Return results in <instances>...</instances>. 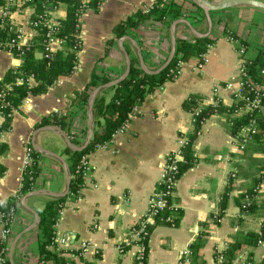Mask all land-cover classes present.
<instances>
[{
  "label": "crops",
  "instance_id": "0c3cea01",
  "mask_svg": "<svg viewBox=\"0 0 264 264\" xmlns=\"http://www.w3.org/2000/svg\"><path fill=\"white\" fill-rule=\"evenodd\" d=\"M153 1L101 0L96 11H84L75 69L44 93L24 98L12 112L9 129L0 135V142L5 145L0 153V202L14 196L20 188L26 143L40 155L32 189L20 197L10 226L7 259L11 264H36L37 212L51 197L49 193L61 192L65 182L66 154L62 153L65 145L56 129L66 137H79L87 128V112L83 115L81 109L70 106V100L73 91L85 86L94 64L97 62V68L113 80L124 71L126 57L135 59L140 68L154 70L169 52L170 26L174 21V39H189L194 36L193 31H206L204 17L192 18L198 14L186 2L181 16L168 28L160 21L142 19L129 34L113 38L104 54L106 40L113 37L112 27ZM64 14L65 4L60 3L53 16L60 19ZM13 17L22 26L26 41L32 34L26 25V15ZM211 21L208 36L214 41L205 52L202 67L194 69L195 58L184 62L175 79L165 80L144 96L123 129L88 153L90 173L83 179L78 197L66 201L57 225L58 233L71 235L68 246L61 249L65 257L72 259L71 264H133L135 247L124 246L122 239L147 210L162 158L176 147L180 130L190 129V114L181 107V102L195 93L202 96L205 104L209 103L214 83H223L234 73L238 46H244V55L250 60L260 50L264 52V12L230 8L211 14ZM229 36L235 41L228 40ZM35 56L39 57V53ZM19 63L14 55L0 50V76ZM216 95L222 105L232 104L226 90L219 89ZM69 112L72 116L64 130L53 125L33 128L34 123L50 113ZM234 144L223 114L210 115L203 122L192 144L196 162L180 175L173 190L181 210L179 221L175 226H153L148 234L144 264H176L180 250L200 235L203 241L198 249L199 260L203 264H216L215 255L222 253L238 235L259 231L264 208L240 212L235 200L251 187L253 177L258 174L254 166L261 162L263 154L253 148L252 142L246 143L245 150L240 152L232 150ZM261 188L263 191L264 185ZM224 191L225 204L216 222L214 216ZM254 197L258 201L262 194ZM81 242L89 243L91 248L81 252ZM250 258L255 263L264 258V238L254 245H241L234 263Z\"/></svg>",
  "mask_w": 264,
  "mask_h": 264
},
{
  "label": "trees",
  "instance_id": "16d2710c",
  "mask_svg": "<svg viewBox=\"0 0 264 264\" xmlns=\"http://www.w3.org/2000/svg\"><path fill=\"white\" fill-rule=\"evenodd\" d=\"M51 6L56 7L58 4H65V14L58 19V25L55 27L54 34L61 38L62 43L58 49L50 52L45 51V34L52 26L39 25L35 29V33L30 40L20 46L19 49H11L10 53L20 60L16 66L10 67L0 76V133L7 131L10 127L11 113L16 110L21 101L28 96H35L44 93L49 86L55 81L67 77L73 70L77 61V53L81 48V39L77 36L78 29L75 27V10L80 5L78 0H46ZM188 0H155L152 8L143 13L141 10L127 15L123 20L116 23L111 31L113 37L107 39L104 46V54L108 51L109 45L113 38H119L132 32L136 24L146 18L160 21L163 26L168 28L171 22L179 18L182 10L186 6ZM100 0H87L86 8L96 11ZM190 3V2H189ZM194 6V5H193ZM33 9L35 12L41 10L40 2L34 0ZM198 17L195 20L203 18L200 9L194 6ZM216 13V12H214ZM213 14V13H211ZM8 34V35H7ZM12 34L5 27L0 28V36H11ZM3 39V38H1ZM174 54L170 62L162 70L155 73H146L136 65L135 59L129 60V68L127 74L118 82L101 89L93 98L92 112V134L87 145L80 151H73L67 146H64L62 153L66 154V166L69 173L68 189L66 194L61 198L50 197L46 200L42 208L37 212L36 222V264H71L72 259L65 257V251L55 249L53 242L52 224L56 216V211L59 205L65 201L73 200L78 197V190L82 185L81 174L76 170L79 158L90 153L96 146L102 145L111 139V136L127 121L128 114L132 108L138 106L145 95L152 93L156 88L160 87L165 80L168 79V69L174 66L177 60L186 62L191 58L198 59L199 56L206 51L209 44L213 43L214 38L195 37L189 39L175 38L174 39ZM39 53V57L35 53ZM48 53L47 57L44 54ZM97 63V62H96ZM94 64L85 86L80 90L73 91V97L70 100V106L82 110V114L87 112V101L90 91L100 85H103L113 79ZM248 81L259 84L264 87V52L259 51L258 55L249 60L245 65ZM31 77L34 80L33 84H26L25 78ZM21 79L17 83L16 80ZM116 79V78H115ZM8 84V86H6ZM202 96L190 93L181 102V107L192 113L195 123L187 134L186 144L180 148L181 160L176 162V172L174 177L178 179L180 175L195 162L196 158L193 155L192 144L195 140L198 131L200 130V122L207 119L210 115L223 114L228 124L230 135H234L240 127L247 124L250 118L254 119L255 132L251 134L248 142H252L253 148L263 154V158L259 164L254 166L258 171L257 176L253 177L251 187L236 197V204L240 212H254L258 208H264V195L260 200H255L253 194L254 185H264V111L242 113L238 116H232L231 113L239 103L232 102L231 105L225 106L220 102L215 105L207 104L199 106V101ZM261 102L264 108V92L261 97ZM196 113H193L194 109ZM71 113L59 115L58 113H50L47 116L41 117L38 122L34 123L33 128H38L47 125L57 126L64 130L70 122ZM86 128L82 130V134L77 137L68 135V140L74 145H80L83 142ZM247 142V144H248ZM246 144V145H247ZM245 145V147H246ZM245 147L243 150H245ZM5 150V145L0 142V153ZM39 153L31 147L30 156L31 164L23 171L21 175L20 188L18 192L9 197L3 202H0V215L4 216L11 209L17 208L20 197L30 191L31 185L38 172L37 160ZM165 185L156 186L159 191H164ZM174 190V189H173ZM264 193V190H263ZM246 197V198H245ZM165 207L156 212L153 217V224L147 227L148 233L155 225L163 224L168 226L177 225L181 210L179 207H171L172 203H176V197L172 195H164ZM226 200V192L221 195L218 204V212L214 217H220ZM170 217V221L165 220ZM204 233H202L203 235ZM264 238V219L261 220L258 232H245L238 235L233 241L228 243L225 250L222 252L223 264H264V258L255 263L251 258L244 262H235L234 255L241 245H254L258 240ZM203 239L198 236L194 243L190 245L191 262L190 264H203L199 260L198 249L202 245ZM147 253V239L144 240ZM145 263V262H144ZM0 264H11L6 255Z\"/></svg>",
  "mask_w": 264,
  "mask_h": 264
},
{
  "label": "built area",
  "instance_id": "2783aa9c",
  "mask_svg": "<svg viewBox=\"0 0 264 264\" xmlns=\"http://www.w3.org/2000/svg\"><path fill=\"white\" fill-rule=\"evenodd\" d=\"M37 1L40 2V7H41V10L39 12H35L33 9L34 0H0V28L5 27L6 30L12 34L11 36H5V37L0 36V50L10 53V50L13 48L19 49L20 46L25 45L30 40V38L35 33V29L39 25H46V24L51 25L52 27L48 29V31L45 34V48H44L45 51L46 52L53 51L52 50L53 45L57 46L58 48L61 46L62 43L61 38L57 37L54 34L55 27L58 25V18L53 16V13L55 12L59 4L56 7H53L51 6L49 1L46 0H37ZM78 1L80 2V5L76 8L74 16L76 20L75 27L78 29L77 36L80 37V18L82 13L87 10V8L85 7L87 0H78ZM165 1L166 0H162V2ZM153 4L154 1L149 4L143 5L140 10L143 13H147L152 8ZM16 14L26 15V19H27L26 25L30 30V32L32 33L31 35H29V37H27L26 41H25L26 35L22 29V26L14 20L13 15ZM227 39L230 41H235L230 36L227 37ZM209 46L210 44L207 46L206 50L208 49ZM205 52H203L199 56V58L195 60L194 69H200L202 67L204 63ZM236 53L238 57H237V64L234 73L228 79L223 81V83H214L211 89V96L209 98V103L207 104L215 105L217 102H220L216 94L218 93L219 89H224L229 93L232 102L239 103V105L234 107L231 113L232 116H238L242 113H249L254 111L261 113L264 111L261 102V97L264 92V87L259 84L248 81L245 65L249 63L250 59H248L244 55V46L242 45L238 46L236 48ZM47 56L48 53H45L44 57ZM183 63L184 62L177 60L174 66L168 69L167 80H173L179 75ZM75 67L76 65L74 66V69ZM31 79H32L31 77L25 78V83L30 84L29 80ZM16 82L17 83L21 82V79H17ZM6 86H8V84H6ZM0 98H2V91H0ZM204 102L205 101L201 99L198 102L199 103L198 107L207 105ZM135 107L132 108L131 112L128 114V117H130V114L135 109ZM196 111L197 109L195 108L193 110V113L195 114ZM189 114H190V119H189L190 129L188 131L180 130V132L176 137V147L171 152L167 153L162 158L160 163V174L155 185L156 186L160 184L165 185L164 191L162 192L157 190L155 186L152 195L148 199V207L146 212L137 220V222L132 227H130L126 236L122 239V244L124 246L135 247V252L133 255V264H144L145 262L146 244H144V240L146 239L148 240V234H149L147 227L153 224V217L156 214V212L163 209V207H165L166 205L164 198H162V193H164V195L173 194V189L177 181V179L174 177V174L176 172V162L181 160L180 148L186 144L187 134L190 133L193 124L195 123L192 113ZM205 120H202L200 122V125H202ZM126 122L118 130L123 129L126 126ZM254 132H255V122L254 119L250 118L247 124L240 127V129L234 135H232L234 137V142H235V144L232 146V150L235 152L243 151L246 143L250 139L251 134H253ZM24 151H25V155L23 160L22 173L32 162V158L30 156L31 146L28 143H26V145L24 146ZM87 155L88 154L82 155L79 158L78 164L76 166V170H78L79 173L81 174L82 182L83 179L90 173V165L87 160ZM229 176L233 177L234 173H229ZM261 187H262L261 183L254 185L253 187L254 196H259L262 194L263 197L264 193ZM65 203L66 201L59 205V208L56 211V216L52 224V228H53L52 239L56 250L63 249L64 247L68 246V242L71 236L69 232H64V233L57 232L58 220ZM170 206L178 207L176 203H172ZM15 211L16 208L11 209L4 216L0 215V262L3 260V258L6 255L7 243L11 235L10 226L14 219ZM214 219L217 222L219 218L215 217ZM165 220L170 221V217L169 216L166 217ZM257 242H260V240H258ZM79 248L81 252H85L91 248V245L86 242H81L79 244ZM190 255H191L190 246L184 247L178 253V260L176 264H190L191 262ZM214 259L216 264H222L223 262L222 253L216 254ZM245 260L246 259L241 260L239 262H244Z\"/></svg>",
  "mask_w": 264,
  "mask_h": 264
},
{
  "label": "water",
  "instance_id": "95a60500",
  "mask_svg": "<svg viewBox=\"0 0 264 264\" xmlns=\"http://www.w3.org/2000/svg\"><path fill=\"white\" fill-rule=\"evenodd\" d=\"M189 2L201 10L202 15H203L205 22H206V25H207V29L203 33H198V32L193 31V34L195 37H206L209 35L210 29H211V22H212L211 21V13L219 12V11H222L225 9H230V8H251V9H257V10L264 12V0H189ZM175 23H176V21H174L172 23V25L170 26L171 44H170L169 52H168L167 56L165 57L164 61L154 70H148V69L144 68L143 66H141V69L144 72H146V73L158 72V71L162 70L163 68H165L166 65L170 62V60L174 54V42L175 41H174V37L172 35V32H173V28H174ZM125 57H126V55H125ZM128 68H129V60L126 57L125 58V69L116 79H114L113 81L107 82L103 85L95 87L89 93L88 101H87V128H86V133H85V137L83 139V142L80 145H74V144L70 143V141L65 136V134L62 133V131H60L59 129H56V131L59 132V135L62 138L65 146H67L68 148H70L73 151H80L87 145V143L90 140L91 134H92L91 106H92V100H93L94 96L96 95V93H98V91L101 88L112 85V84L118 82L119 80H121L127 74ZM47 128L53 129V127H47ZM35 149L42 151V149H39V148H35ZM43 153H46L48 155H52L53 157H56L57 159L59 158L58 156H56L50 152L43 151ZM63 169H64V175H65L64 188L61 192L49 193L51 195V197L61 198L67 192L68 182H69V173H68V169H67L66 164H63Z\"/></svg>",
  "mask_w": 264,
  "mask_h": 264
}]
</instances>
